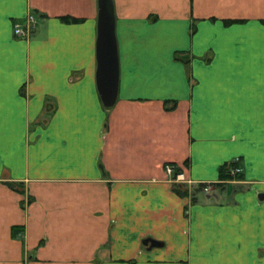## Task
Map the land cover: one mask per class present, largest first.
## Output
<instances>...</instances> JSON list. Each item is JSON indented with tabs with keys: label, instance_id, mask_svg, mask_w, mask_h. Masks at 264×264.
I'll return each mask as SVG.
<instances>
[{
	"label": "crops",
	"instance_id": "crops-1",
	"mask_svg": "<svg viewBox=\"0 0 264 264\" xmlns=\"http://www.w3.org/2000/svg\"><path fill=\"white\" fill-rule=\"evenodd\" d=\"M112 5L106 107L96 0H0V264H264V0ZM234 158L241 186L192 199L163 169Z\"/></svg>",
	"mask_w": 264,
	"mask_h": 264
},
{
	"label": "water",
	"instance_id": "water-1",
	"mask_svg": "<svg viewBox=\"0 0 264 264\" xmlns=\"http://www.w3.org/2000/svg\"><path fill=\"white\" fill-rule=\"evenodd\" d=\"M94 51L96 90L101 104L108 107L115 101L118 83L112 0H96ZM153 243H157V241L154 240Z\"/></svg>",
	"mask_w": 264,
	"mask_h": 264
},
{
	"label": "rangeland",
	"instance_id": "rangeland-1",
	"mask_svg": "<svg viewBox=\"0 0 264 264\" xmlns=\"http://www.w3.org/2000/svg\"><path fill=\"white\" fill-rule=\"evenodd\" d=\"M33 17H34V15H33ZM34 19H35V17H34ZM166 164L172 165L174 170L172 172H167L164 169V165H166ZM235 164L238 165L239 167L241 166V163L239 162V160ZM164 165H163V169H164L165 174L167 175V178L171 182V186H172V184H176V186H179L182 190L185 189V193H183V194H189L191 199L193 198L195 192H198V191L199 192H211L213 189L220 190L221 187H223L222 185H225L227 183V181H229L227 179H230V181L237 182V183H235V185L237 184L238 186H241L243 184V183H241V176L240 177L237 176L238 173H241L242 168H240V171L239 170L238 171H232V172L229 171V175H231V178H220L219 181H216V182H211V181L197 182V181H193L188 176L183 174L182 168L176 167L169 162L165 163Z\"/></svg>",
	"mask_w": 264,
	"mask_h": 264
},
{
	"label": "built area",
	"instance_id": "built-area-1",
	"mask_svg": "<svg viewBox=\"0 0 264 264\" xmlns=\"http://www.w3.org/2000/svg\"><path fill=\"white\" fill-rule=\"evenodd\" d=\"M35 25H36V21L33 17V14L29 11V12H26L24 16H22L21 19L15 20L12 23L11 32L14 36H17V37H27L32 33V31L35 28ZM233 160L236 162L238 161L237 158H234ZM240 168L241 166L239 167L238 165L235 164L234 166H231L228 169V172L238 171V170L240 171ZM164 169L167 172H172L174 170L173 166L170 164L164 165Z\"/></svg>",
	"mask_w": 264,
	"mask_h": 264
},
{
	"label": "trees",
	"instance_id": "trees-1",
	"mask_svg": "<svg viewBox=\"0 0 264 264\" xmlns=\"http://www.w3.org/2000/svg\"><path fill=\"white\" fill-rule=\"evenodd\" d=\"M62 19L64 20H71L73 18L71 17H62ZM175 57H176V54H175ZM236 163V161H234L233 159L228 161V162H225L224 164H222L220 167H219V178H231V175H229V172H228V169L233 166L234 164ZM238 177L241 176L240 173L237 174ZM172 189L178 193V194H183L185 193V189H181L179 186H176V184H172ZM15 227L12 226L11 229L13 230Z\"/></svg>",
	"mask_w": 264,
	"mask_h": 264
}]
</instances>
